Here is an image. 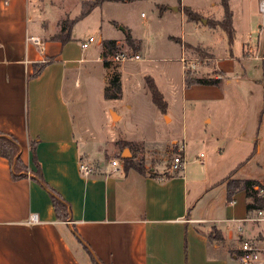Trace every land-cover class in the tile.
<instances>
[{
  "label": "crops",
  "instance_id": "1",
  "mask_svg": "<svg viewBox=\"0 0 264 264\" xmlns=\"http://www.w3.org/2000/svg\"><path fill=\"white\" fill-rule=\"evenodd\" d=\"M5 1L0 0V131L18 139L29 168L24 177L14 179L9 161L0 156V264H93L90 252L100 264H239L241 242L253 240L264 247L262 223L256 220L259 209L247 207L253 198L245 189L229 197L227 188L231 178L253 179L259 183L255 189L264 187L263 161L248 169L263 150L257 124L241 126L236 139L244 146L237 154L219 148L207 159H193L185 146L180 172L170 170L178 140L167 145L173 154L163 169L146 165L145 159L146 172L126 168L122 161L118 167H103L93 158V146L84 145L86 129L78 133L74 126L70 103L81 81L76 76L73 84L69 76L84 63L102 61L112 76L109 87L118 75L106 61L111 54L104 55L103 41L109 39H96V53L87 54L81 42L88 38L75 43V26L70 41L51 37L57 23L48 7L41 11L37 0ZM120 38L111 40L119 44ZM243 46L254 48L248 41ZM257 49L262 52L260 44ZM248 50L247 56L255 53ZM43 62L48 63L35 74ZM222 82L187 86L184 76L183 98H222ZM116 115L115 121L120 118ZM32 141L43 181L69 206L66 220L57 217L50 189L39 181ZM117 141L107 161L128 159ZM249 144L255 145L252 153ZM127 148L129 158L139 159ZM82 163L93 171L85 173ZM34 213L39 222L30 224Z\"/></svg>",
  "mask_w": 264,
  "mask_h": 264
},
{
  "label": "rangeland",
  "instance_id": "2",
  "mask_svg": "<svg viewBox=\"0 0 264 264\" xmlns=\"http://www.w3.org/2000/svg\"><path fill=\"white\" fill-rule=\"evenodd\" d=\"M84 1L37 0L41 11L48 7L50 19L57 23L51 37L60 35L62 21L81 14ZM259 1L261 6L264 0H229L236 29L232 42L225 31L207 24L223 19L221 0L106 1L75 24V43L90 35L97 41L121 37L117 52L141 56L139 60L107 62L118 72L121 96L114 95L113 90L106 95L112 76L102 61L84 63L80 71L73 69L69 76L73 84L76 76L81 81L70 103L74 126L78 133L86 129L88 139L84 145L93 146V158L98 164L111 165L113 159H107L113 155L111 146L116 140L120 151L126 150V158L131 159L127 147L133 149L139 157L136 161L145 172L141 165L143 159L146 165L156 169L166 167L173 152L178 151L175 148L168 154L167 145L172 140H178L181 148L186 146L193 159H207L209 153L219 148L237 154L244 146L243 141L236 139L243 124H257L259 144L263 148L260 156H253L248 169L257 161L264 163V12ZM185 7L198 12L200 20H189ZM202 19L207 22L203 23ZM127 32L135 39V47L128 43ZM245 41L254 45L252 51L244 48ZM96 44L93 42L86 48L87 54L96 53ZM258 44L262 47L259 54ZM78 49L75 44V50ZM246 50L255 53L247 56ZM184 56L187 59L184 63L188 65V59L193 60L195 67L185 69L181 61ZM188 72L223 81L226 92L216 100L202 94L184 99L183 77ZM149 77L168 102L165 112L153 101ZM112 111L115 119L116 113L120 116L118 120H113ZM166 114L171 117L170 121ZM208 116L210 122L205 121ZM248 146L252 153L255 145ZM117 160L119 165L121 161L125 163L123 158ZM136 161L132 162L137 167ZM260 238H263L262 232Z\"/></svg>",
  "mask_w": 264,
  "mask_h": 264
},
{
  "label": "trees",
  "instance_id": "3",
  "mask_svg": "<svg viewBox=\"0 0 264 264\" xmlns=\"http://www.w3.org/2000/svg\"><path fill=\"white\" fill-rule=\"evenodd\" d=\"M106 1H121L126 2L129 0H86L83 2L84 10L81 14L71 20H64L61 22V29L60 35L55 37L56 39H61L63 42H67L72 40V28L75 24L86 17L95 7L101 6ZM221 4L224 8V17L220 21H212L207 23L210 28H220L226 32L228 35L229 40L232 42L236 36V29L233 24V11L230 8L229 0H221ZM186 16L189 20L198 21L200 20L201 16L198 12L192 10L189 7H185L184 9ZM203 20V19H202ZM127 41L132 46L135 47V39L132 37L130 33L127 32ZM103 45L105 48L104 55L108 54V52H115L119 50V46L115 40H104ZM105 57V56H104ZM108 62V60H106ZM48 62H43L38 64L35 74H38L43 67L47 65ZM154 103L163 111L165 112L167 109V102L164 99L163 93L159 90L158 86L154 82V79L149 77L147 79ZM185 83L187 86H191L193 84H208V85H218L220 83L219 80H214L212 78H204V77H197L195 75L185 73ZM114 91V95L121 96V86H120V79L118 75H115L111 79L110 86L106 88V95L109 96L111 91ZM31 151L33 153V161L37 166V172L39 176V181L46 187L50 189L52 202L56 211V215L59 219H68L70 217L69 206L67 202L52 188H50L46 182L42 179L41 174V167L40 163L37 158L36 149L37 145L36 142L32 141L30 144ZM0 156L6 158L10 166L12 168V175L14 179H19L24 177L25 172L28 170V166L25 164L24 160L21 157V145L18 139L10 134H6L0 131ZM129 160V159H127ZM126 168H129L126 165ZM139 170H142L140 166H137ZM259 184L258 181L253 179H229L227 181V188H228V196L231 197L234 191L237 189H245L248 193V196L253 198V202L248 203V209H262L264 207V195L260 192L259 189H255L254 186ZM260 187L264 188L262 185ZM213 233V232H212ZM212 237V236H211ZM219 238L220 236L218 233H215V238ZM89 251V250H88ZM90 252V251H89ZM92 263L93 264H100L97 260L95 255L90 252Z\"/></svg>",
  "mask_w": 264,
  "mask_h": 264
},
{
  "label": "built area",
  "instance_id": "4",
  "mask_svg": "<svg viewBox=\"0 0 264 264\" xmlns=\"http://www.w3.org/2000/svg\"><path fill=\"white\" fill-rule=\"evenodd\" d=\"M6 4L9 3V0L5 1ZM262 9H264V3L261 5ZM36 42H40L39 38L32 37ZM96 41L95 36H90L87 40L81 42L82 48L86 49L90 46L91 43ZM141 59L140 54L135 53H127V52H117L116 54H113L107 58L108 61L112 62H124L126 60H139ZM181 61L184 63L187 61L186 57H181ZM188 65L184 63V68L187 67L193 68L195 67L196 63L193 60L188 59ZM184 146L179 147L178 151L173 154L171 161H170V170L172 172H180L184 168L185 159L183 156ZM112 165L114 167L119 166V162L117 159L112 160ZM81 170H83L85 173H90L93 171V168L87 164L82 163L80 165ZM261 193L264 192V188L258 187ZM257 221H260L262 223V236L264 240V210L259 209L258 210V217L256 218ZM39 217L37 214H32L29 217L28 223H38ZM237 258L239 260V264H264V247L260 246L258 242L253 240H244L240 243V246L238 248Z\"/></svg>",
  "mask_w": 264,
  "mask_h": 264
},
{
  "label": "flooded vegetation",
  "instance_id": "5",
  "mask_svg": "<svg viewBox=\"0 0 264 264\" xmlns=\"http://www.w3.org/2000/svg\"><path fill=\"white\" fill-rule=\"evenodd\" d=\"M129 160H131V161H129ZM129 160H124L125 161V163H124V165L126 166V165H128L129 166V168L130 167H133V166H135V164L132 162V161H136V160H133L132 158L131 159H129ZM136 163H137V165H139L140 166V164H138V162L136 161ZM139 163H142V162H139ZM144 163V162H143ZM142 166L144 165V164H141ZM144 167V166H143Z\"/></svg>",
  "mask_w": 264,
  "mask_h": 264
},
{
  "label": "water",
  "instance_id": "6",
  "mask_svg": "<svg viewBox=\"0 0 264 264\" xmlns=\"http://www.w3.org/2000/svg\"><path fill=\"white\" fill-rule=\"evenodd\" d=\"M174 9H177V7H175ZM207 21H206V19H203V23H206Z\"/></svg>",
  "mask_w": 264,
  "mask_h": 264
}]
</instances>
